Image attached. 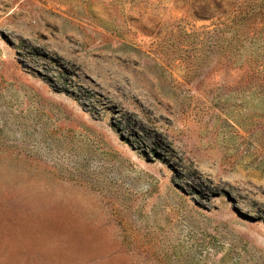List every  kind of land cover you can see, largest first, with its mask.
Returning <instances> with one entry per match:
<instances>
[{
	"label": "rangeland",
	"instance_id": "rangeland-1",
	"mask_svg": "<svg viewBox=\"0 0 264 264\" xmlns=\"http://www.w3.org/2000/svg\"><path fill=\"white\" fill-rule=\"evenodd\" d=\"M264 0H0V264H264Z\"/></svg>",
	"mask_w": 264,
	"mask_h": 264
},
{
	"label": "trees",
	"instance_id": "trees-1",
	"mask_svg": "<svg viewBox=\"0 0 264 264\" xmlns=\"http://www.w3.org/2000/svg\"><path fill=\"white\" fill-rule=\"evenodd\" d=\"M253 62L255 64H257V58H254L253 59ZM258 66L260 65L259 63L257 64ZM256 74L253 76V78H257V83H256V86L255 88L257 87V93H258V97H256L257 99V104H259V102L261 101V94L259 95V93L262 91H264V62L262 61V64L260 65L259 68H257L256 70ZM257 118H264V113L263 114H260L258 115Z\"/></svg>",
	"mask_w": 264,
	"mask_h": 264
}]
</instances>
